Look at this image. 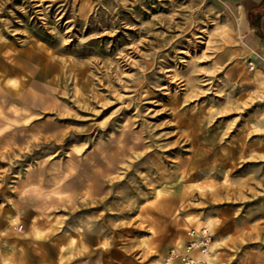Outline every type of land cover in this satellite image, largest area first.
<instances>
[{"label":"rangeland","instance_id":"374dc122","mask_svg":"<svg viewBox=\"0 0 264 264\" xmlns=\"http://www.w3.org/2000/svg\"><path fill=\"white\" fill-rule=\"evenodd\" d=\"M231 16L0 0V264H165L205 226L209 264H264V63Z\"/></svg>","mask_w":264,"mask_h":264},{"label":"crops","instance_id":"0c3cea01","mask_svg":"<svg viewBox=\"0 0 264 264\" xmlns=\"http://www.w3.org/2000/svg\"><path fill=\"white\" fill-rule=\"evenodd\" d=\"M216 1L228 10L235 20V23L231 22L232 32L228 37L229 41L238 47L247 61L253 64L264 63V0ZM256 71L261 73L259 70ZM209 224H212L211 220ZM213 243L211 258L207 264L214 258L217 241Z\"/></svg>","mask_w":264,"mask_h":264},{"label":"built area","instance_id":"2783aa9c","mask_svg":"<svg viewBox=\"0 0 264 264\" xmlns=\"http://www.w3.org/2000/svg\"><path fill=\"white\" fill-rule=\"evenodd\" d=\"M249 70L254 69V64L248 62ZM213 235L206 227L191 228L187 231V240L183 247L172 249L165 264H206V255L210 254Z\"/></svg>","mask_w":264,"mask_h":264},{"label":"bare ground","instance_id":"6f19581e","mask_svg":"<svg viewBox=\"0 0 264 264\" xmlns=\"http://www.w3.org/2000/svg\"><path fill=\"white\" fill-rule=\"evenodd\" d=\"M2 80V78H1ZM0 95H1V91H0ZM209 231H210V228L209 227H206ZM213 244L211 245V248H210V254H207L205 257H206V260H207V263L209 262L210 258H211V252H212V247H213Z\"/></svg>","mask_w":264,"mask_h":264}]
</instances>
